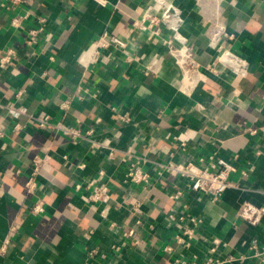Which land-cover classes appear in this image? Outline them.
<instances>
[{
  "label": "crops",
  "instance_id": "obj_1",
  "mask_svg": "<svg viewBox=\"0 0 264 264\" xmlns=\"http://www.w3.org/2000/svg\"><path fill=\"white\" fill-rule=\"evenodd\" d=\"M154 2L0 5V52H16L9 63L0 64V102L49 113L54 122L91 127L94 139L144 156V168L153 174L146 188L130 183L118 153L109 159L106 148H93L87 139L73 142L32 123L14 132L0 108L5 131L0 138V245L7 235L11 242L0 264H178V258L190 264L209 255L249 253L253 242L264 244V217L251 225L236 214L245 201L264 202V0H173L182 18L178 30L193 45L199 63L198 71L188 73L161 39L133 28L141 11ZM26 12L20 27L10 25L14 14ZM37 15L46 17L45 26L31 49L25 35L36 26ZM224 25L234 37L223 42L249 63L246 76L206 68L216 54L209 40ZM104 30L123 34L126 52L109 46L92 57L89 46ZM160 34L166 38L170 31L161 25ZM148 65L151 70L145 71ZM64 99L70 100L67 109L60 106ZM117 113H127L129 120L119 121ZM19 120L25 123L26 116ZM44 149L49 159L41 165L36 195L31 196L25 191L26 176L31 158ZM210 156L235 167L229 176L236 185L216 202L189 190L169 198L175 188L185 187V179L155 177V162ZM80 162L83 168L76 167ZM99 170L110 187L106 216L101 214L104 203L87 200L86 183ZM37 197L44 201V211L32 215L29 206ZM135 203L144 214L137 225L131 212ZM171 213L201 217L189 245L174 240ZM10 225L16 229L9 233ZM229 264L264 263L248 258Z\"/></svg>",
  "mask_w": 264,
  "mask_h": 264
},
{
  "label": "built area",
  "instance_id": "obj_2",
  "mask_svg": "<svg viewBox=\"0 0 264 264\" xmlns=\"http://www.w3.org/2000/svg\"><path fill=\"white\" fill-rule=\"evenodd\" d=\"M32 0H0V5L14 9L20 4L30 3ZM98 5H105L106 0H94ZM28 14H14L10 19V25L13 27H20L23 18ZM36 26L30 27L25 35V44L31 49L36 46L41 36H43V30L45 26L46 17L43 15L36 16ZM182 23L180 15V9L173 3V0H155L151 5L146 6L140 13V17L134 20L133 28L144 32L147 37H157L161 39L166 45L169 55L173 61L179 65L184 73L189 71H198L199 63L195 58V52L193 45L188 41L187 37L179 32V27ZM164 25L165 28L170 31L169 37H161L160 26ZM234 34L227 30L224 25L219 29V32L212 35L209 40V45L215 50L216 54L211 65L206 68L210 70H226L234 76H246L249 72V63L246 58L233 51L227 46L223 39L232 40ZM126 37L114 31H102L90 44L89 48L92 57H98L101 49L109 46L121 48L126 52ZM33 51V50H32ZM16 52L13 48H6L4 52H0V64L9 63ZM130 56L127 55V58ZM94 60V58L92 59ZM219 69H216V67ZM145 71L151 70V65L145 67ZM19 93V92H18ZM17 93V95H18ZM70 100L64 99L60 106L63 109L69 107ZM0 108L5 111L6 117L10 120L11 129L14 132L21 131L26 123L35 124L41 129H54L65 136L71 141L79 139H87L90 141V145L93 148L104 147L107 149L108 158H113L116 153L119 154L120 162L124 166V178L126 181L133 184H140L144 188L150 185L152 181V175L149 169H145L144 165L147 159L144 156L138 155L133 149H117L109 146L103 141L96 140L92 137L93 128H81L78 124L76 125H65L61 122L52 121V117L49 113H33L29 112L24 105L15 104L12 101L5 103L0 102ZM24 115L26 116V122H20L19 118ZM117 119L119 121H128L129 116L127 113H117ZM249 132L253 133L255 129L248 127ZM5 136V131L2 123H0V138ZM43 154H36L31 158L28 175L25 180V191L31 196L36 195L37 189V178L40 172V168L43 162L49 159V156L44 149ZM210 159L205 160L200 157L197 161H185L175 162L168 160L166 162H155V177L159 179L164 174L173 176L174 178L185 179V187H177L169 193V198L177 199L182 196L185 190L201 192L208 196L210 201H218L223 192L236 185V182L230 178L229 174L235 170V167L231 162L222 157H209ZM84 162H80L76 165L78 168H83ZM247 175V169L241 170V176ZM77 188L80 184L75 185ZM86 186L90 188L87 200L91 202H98L103 204L105 199L108 197L110 187L108 182L104 178V171L99 170L98 175L87 181ZM260 192L264 198V185L260 187ZM107 207L105 203L101 209V214L106 216ZM134 218V223L141 224L144 214L140 209V204L135 203L131 209ZM29 211L32 215H38L44 211V201L37 197L29 206ZM237 217L246 223L255 225L261 222L264 217V202L261 205H255L248 201L241 203L236 211ZM170 218L174 222V226L177 232L174 234V240L176 243L183 245H189L192 239L195 237L196 229L201 223V217L192 215L189 213H180L179 215L169 214ZM152 226L151 224L149 225ZM16 229L15 225L9 226V233ZM124 234H128L127 232ZM139 239L135 238L134 243L138 244ZM10 236L4 239L0 245V256L4 255L10 244ZM167 249L170 246L166 247ZM250 252L243 253L240 255L228 254L223 257H215L209 255L204 258L200 263L195 261L190 264H229L243 259L252 258L260 263H264V244H258L253 242L250 245ZM93 251H96L93 249ZM92 251V252H93ZM178 264H188L184 259H176Z\"/></svg>",
  "mask_w": 264,
  "mask_h": 264
}]
</instances>
